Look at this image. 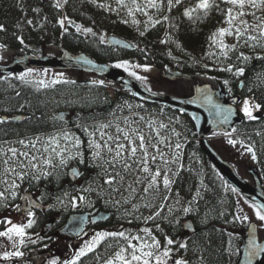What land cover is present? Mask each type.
Segmentation results:
<instances>
[{"label": "trees", "instance_id": "16d2710c", "mask_svg": "<svg viewBox=\"0 0 264 264\" xmlns=\"http://www.w3.org/2000/svg\"><path fill=\"white\" fill-rule=\"evenodd\" d=\"M197 1L182 0L181 4L169 8L168 0H158L157 8L138 6L139 10L130 9L132 14L129 15L130 10L126 12L118 9L117 0H67L66 3L65 0H0V25L4 29L0 31V49L26 53L29 52L30 45L64 47L73 53H85L100 63L116 65L129 62L139 66L180 71L208 80L216 79L221 81L231 94L236 95L239 92L240 81L245 80L244 78L237 79L238 70L243 69L244 77L249 76L252 69L256 72L263 69L264 60L254 61L252 58L254 51H250L249 48H237L230 52L221 48L220 51H214L215 40L219 45L221 40L224 43L223 37L218 35V30L224 29L227 25L228 18L225 14L229 6L222 1L214 2L213 7L207 12L197 10L192 14V18L185 17L184 11L195 7ZM58 2L60 7H56ZM98 5H103V7ZM61 19L91 29V32L98 35L118 37L130 43L133 49L125 50L111 47L100 41L95 42L93 39L76 34L73 29L68 33L64 32V26L61 27L59 23ZM28 21L32 23L29 24ZM214 34H216L215 38H213ZM21 40L23 43L20 42ZM245 56L249 59L244 60ZM229 68L231 71L227 70ZM52 82L45 81L44 84H39L38 82L20 81L15 83L12 79L0 82V115L28 116L27 121L17 128L0 126V135L7 136L17 133L20 128L30 127L32 124L38 127L32 132L34 135L43 132V126L40 124L44 119L45 109L50 107L52 101L56 99L76 100V105L85 109L80 112L86 124L94 123V119L97 118L96 112L103 120L115 119L126 114V111L122 109L126 102L139 103L120 90L116 92L114 99L110 96L106 97L107 89L104 83ZM241 95L244 98L249 96L246 93V87ZM148 107H152L162 121H171L180 131V136L184 139L183 143L179 140L177 143L182 144L181 149L185 156L195 154L205 164L204 171L199 172L200 181L196 180L197 177H194L192 173L191 175L189 173L191 177L185 174L179 180L178 186L183 191H188V194L191 191L193 194L192 212L189 217L196 226V233L189 236V241L184 244L189 249L183 251L180 249L178 256L184 257L187 264L196 263L202 257L209 264H230V254L233 261L238 255L237 249L241 242L238 232L247 225V221L242 222L240 219L241 207L244 205L253 209L252 205L248 204L236 191H232L233 188L226 184L203 154L197 142L194 126L187 116L161 106ZM71 111L76 112L77 110ZM259 111L262 114L261 119H256L254 116L252 119L244 117L243 122L234 128L235 131L232 134L251 149L257 168L263 175L257 131L264 118V106L260 107ZM67 125L70 128H76L77 132L84 136L77 120L70 121ZM188 161L190 160H185V163L187 164ZM73 165L79 168L81 176L87 178L88 183L94 182L95 186L91 185L95 190L105 184L108 178L106 174L109 171L110 174L115 175L112 169H108L107 172L94 165L89 156L85 164L74 162ZM119 170L121 171V167ZM93 176L96 179L104 178L100 182H95ZM262 177L264 181V175ZM202 183H204L206 193L204 196H197ZM67 188L76 187L68 185ZM102 192L106 193V190L103 189ZM118 193L115 199L116 204L109 202L110 199L105 201L98 199L90 208L78 207L72 212H110L111 218L102 226L122 225L126 229V221L131 216L129 213L135 209L126 203L125 188ZM111 194L115 196L114 192ZM3 211L4 208L0 207V214ZM126 213H128L127 216ZM164 221L168 223L166 225L168 228L170 220L164 219ZM129 223L132 224V222ZM137 227L142 226L137 225ZM176 232V236L162 237V239L175 241L177 237H181V226ZM132 234L131 231L127 235ZM127 245L128 241L122 238L105 237L92 252L80 257L77 264H105L121 248L127 249ZM127 250L129 256L131 249Z\"/></svg>", "mask_w": 264, "mask_h": 264}, {"label": "rangeland", "instance_id": "374dc122", "mask_svg": "<svg viewBox=\"0 0 264 264\" xmlns=\"http://www.w3.org/2000/svg\"><path fill=\"white\" fill-rule=\"evenodd\" d=\"M222 0H214V2H219ZM198 3V1H197ZM146 6L148 7V0H135V3H133V0H123V4L118 3V9L122 11L128 12L130 9L136 10L138 6ZM176 4L173 0L172 7H174ZM229 7H233L231 5H228ZM131 7V8H130ZM244 11L246 13L255 12V16L252 15H245L243 17H239L237 21H234L233 24H229L226 22V27L224 29L228 30L229 32H232V35H228L227 32L223 36V45H226V48H223L224 51L230 52L232 50L238 49H245L249 48L250 51H254V55L252 58L254 61L257 60H264V37H259L258 30L252 31L250 30L248 33H245L244 36L240 39H237L235 35V26L239 25V20H246L249 25H258L261 23L262 20H264V9L262 10H256L253 8H250L246 6L244 8ZM239 12L238 7H233V14H236ZM223 15V14H222ZM226 18H228L227 14ZM259 17L260 19H257ZM77 26L81 29L80 31H77ZM242 27V26H241ZM74 30L76 34L82 35L84 38L93 39L95 42L100 41L103 44H107V36L108 35H98L93 32H87L85 31L86 28L78 25L76 23H70L65 22L64 23V32H69L71 30ZM247 35H255L257 36V41L255 42H248L245 43V39ZM214 41V39H213ZM255 45L254 47L252 45ZM214 45V51H220L221 43L216 42V40L213 43ZM261 46V47H260ZM260 47V48H259ZM260 50V51H258ZM50 53L53 54L52 56H58L59 51L57 48L50 47L46 49V54ZM19 52H11L6 49H0V62L2 64H7L8 62L12 61V59L17 56ZM128 64V70L127 74L129 75V72H135L137 76L145 77L144 80H138L135 76L129 75L135 80L141 82L143 85H145L150 92H162L165 94H171L174 96H188L190 94L191 87L193 86V83H187V82H175L171 83L167 81L161 72L160 69L156 67L151 66H139L137 64H131L128 62H121L117 64ZM147 68L148 71H144V69ZM121 70H124V68H119ZM221 73H223L221 70H219ZM255 71V73H254ZM253 69L249 72V76L244 77L243 75H238L237 79H245L244 82V88L246 87V93L247 98L244 99V101H248L250 110L253 113L255 111H258L260 107L264 106V66L262 70H256ZM126 72V71H125ZM29 78L32 79H42L44 81H62V82H74L77 80H80L81 82H88V84H93L95 82H101V80L95 76L90 75H83L77 72H47V71H37L32 73ZM198 80L203 83H213L211 80L208 81V79H205L203 77H198ZM181 94V95H180ZM91 96V95H90ZM93 96V95H92ZM91 96V97H92ZM105 96H110L112 99L116 97L115 93L112 90L106 91ZM244 101L242 105L240 106V111L242 114L243 107H244ZM77 101L73 99H61V100H53L50 104V107L48 106L45 109L44 112V119L42 120V123L40 124L42 127L43 132H40L36 135L32 133L35 128H38L34 126L33 124L31 126L34 127H25L20 128L16 135H14L13 138H7V140H3L5 137L4 135H0V192H3L6 187H8L7 184L3 183V181L7 180L9 184L12 182V180L15 179L16 183L18 184V187L14 189L16 192V196L13 197L11 195V191L9 190L7 192H4V198H0V207L4 208V211L0 214V231H5L9 225L7 221H11L12 224L15 225H24L25 226V238H24V244L20 245L18 242V238L14 237V241L16 242V247L13 248V240H8L6 237H0V256H3V253L5 251L12 252V251H20L23 253V256L21 257H12L9 260H3L0 259V264H33L32 261L29 260V258L32 255H36L38 253H46L48 255L44 256V263L43 264H52V261H56V264H66L67 261L75 259L76 254L80 251L81 248L85 247L86 244H89L93 238L96 236L99 232H124L126 230V235L129 232H133L131 236H141L144 238V240H147L149 243H151V239L149 238L148 234H146L143 230L145 228H148L151 230L152 236H155V238L160 242L161 245V251L164 248H170L171 250L170 258L167 259V264H174L176 260H181L184 262V264H187L186 260H184V257L178 256L179 250H188L189 248L186 247H180L181 244H185L186 241H189L188 235L186 232H184L182 225L183 222L187 219H190L189 215L190 212H192V202L191 198L193 196L192 191L188 194V191H183L182 188L179 185V180L181 177L185 176V174L192 175L194 177H197L200 181V173L204 171V161L200 159L197 155L191 154L189 157H186L184 154V151L182 148V144L179 149L176 148L177 140L183 143V137L180 136V131L177 130L174 127V124H172L171 121L164 120L162 121V118L157 116L155 114V111L152 107L145 106L141 103H127L123 106V111L126 113L124 116L117 117L115 119H108L103 120L100 116H97L96 119H94V123L92 124H86L83 117L78 116V114H74V111H71L73 109H76L77 111L85 110L82 107H78ZM61 112L64 113H70V121H78V124L81 125V129L84 132L83 134H79L76 128H70L67 123H61L59 122L56 117ZM77 113V112H76ZM245 115V114H244ZM141 117L143 119H141ZM247 117V116H246ZM67 120V119H66ZM101 125H110V127L107 128H101ZM119 126L126 131L129 129H138L140 133L145 135L147 139L150 140L152 144H156L160 151L164 154V159L168 161L167 165H163L161 161V157L159 154L156 153L154 148H149L150 154L157 155V160L155 163H152L151 160L149 161V167L154 172L157 167L161 168V176L158 178V188L150 189L148 193H145L143 189L147 187L148 180L145 179L149 174H145L142 171L139 170H129L128 172H124L121 165L117 164L115 168L111 167L110 165L106 164L105 161L111 159V156L107 153L106 150L102 151L103 159H94L93 158V151L94 149L90 147V140L94 139L96 142H99L103 144L104 140H107L108 135L116 136V126ZM163 125V127H161ZM187 128V127H184ZM87 129V131H85ZM69 133L70 137L79 138L80 140V148L79 152L82 154V160L81 157H77L74 159H69L67 161V164L64 166H57L55 168H49L47 166L43 165V160L51 156L53 158V162L58 165V157H56L55 153L52 151L53 146H48L46 144V141H48L52 137H62L63 133ZM104 132L106 135L104 136L103 140L101 139L100 133ZM94 134L93 136H90L89 134ZM257 137L258 142L261 149V160L263 165V175H264V118L262 122L259 124V128L257 131ZM37 138H39L40 143L36 144V148H32L29 144L28 147H24L21 144L18 143L20 140H24L26 143L28 141H36ZM85 138V139H84ZM182 138V139H181ZM235 141V144H229V140ZM236 137H222V136H213L210 139V143L212 146L215 147L217 151L220 152L222 157L232 163L234 167L236 168L238 174L241 178L247 180L250 182V176L247 173L248 169H251L255 167L253 162V154L251 151H249V148L247 146H243L239 141L237 142ZM163 140L164 143L160 144L158 141ZM121 142H124L121 140ZM189 142V141H188ZM110 144H112L111 141H109ZM60 148L56 149V151H60V149L64 148L66 145L71 149L70 153L74 155L77 151V149L71 148L70 142H66L62 138L59 140ZM239 144V145H238ZM113 147H115L114 144H112ZM48 147V151L45 152L44 148ZM9 148H16L18 152H27L29 154V159L34 155L37 157L34 163H37L39 167L36 170H33L30 166L27 168H23L20 166L19 163H10L9 165H5L3 163L4 159H9L11 157V153H8ZM4 153H7V155H4ZM252 154V155H251ZM89 156L94 163V165L102 168L103 170L112 169L113 173L119 172L120 175L115 177V182L112 185L108 184H102L98 187V189H94L93 187L94 182L88 183L87 178L84 176H81L76 185H74L76 188H65L63 187V190L61 188H52L46 187V191L41 189V182L40 180L42 178L45 179H53L55 182L60 177H66L68 174V170L72 168L74 165V162H78L79 164H85L86 158ZM139 156V153H138ZM20 161H23L24 164H27V159L24 157H18L17 158ZM190 160L185 163V160ZM182 161V162H181ZM131 163V161H129ZM190 165V166H189ZM15 168L16 172L12 173L9 172L7 175L4 173L5 168ZM121 167V171L119 170ZM195 167V168H193ZM43 168L44 171L50 172V175L44 176L41 175L40 169ZM137 166L133 164V169H136ZM170 169V171H168ZM187 169V170H186ZM16 173L24 174V179L19 180L16 178ZM165 173L168 175V177L171 180L170 188L165 189L163 187V176ZM110 171L106 174V176L109 178ZM202 174V173H201ZM113 175V174H111ZM189 175V176H190ZM35 176V178H34ZM123 177V179H121ZM191 177V176H190ZM104 177H99V179H96V177L93 176V179L95 182H100ZM55 179V180H54ZM141 180V183H137V180ZM192 179V178H191ZM29 181H32L34 184V188L36 190H42L43 192H38V195H45L49 197L50 193L54 197L51 198L54 201L55 206H53L50 213H46L47 217H43L41 215H33L32 217H29L27 214L18 213L19 204H17L19 193L24 188L25 184ZM26 182V183H25ZM104 183V182H103ZM93 184V185H91ZM38 185V186H37ZM131 185V187H129ZM68 186V185H67ZM72 187V186H71ZM111 187V188H110ZM124 187L126 189V203H128L130 206L134 207V211L131 210L129 215L130 219L128 218L126 221V229L122 225H109V226H99L97 228H90L87 229L80 237L77 239H70L66 238L64 236L60 235V231L63 229L68 216L77 209L78 207L81 208H90L98 199L99 200H109V202H113L116 204L117 195L119 194V191H123ZM106 190V193L102 192V190ZM111 192L115 193L112 195ZM199 194L197 196H204L206 193V190L204 189V183L201 184L199 188ZM83 196L84 200L81 201L79 197ZM92 199V200H90ZM113 199V200H112ZM147 205V207H146ZM188 208L189 211L185 212L184 209ZM242 210H240V219L242 217H248L247 225L250 223H256L259 226L260 235L261 238L264 239V225H261L260 222H258L255 218L254 210L251 207L242 206ZM159 212L160 215L156 216L155 214ZM128 213H126V216ZM148 216H154L155 218L153 220H147ZM31 219L33 221L31 227H27V223ZM165 220H170L171 223H169L168 228H166V225L168 223H165ZM163 222H160L162 221ZM245 221L242 219V222ZM129 222H132L129 223ZM49 224L52 226L49 227ZM149 224V225H148ZM150 224H154V226H150ZM137 225H141L142 227H137ZM246 225V226H247ZM158 226V227H157ZM179 226L182 228V232H180L181 237H177L174 241L173 245L169 246L166 244V238L163 240L162 237L167 236H176L175 234L178 231ZM181 231V230H180ZM233 234L235 235V231H233ZM232 234V235H233ZM143 241H136L132 240L131 243L136 245L138 248L140 244ZM189 244V243H188ZM191 244V241H190ZM97 247V246H96ZM95 247V248H96ZM125 248V247H123ZM126 249V248H125ZM121 250V249H120ZM120 250L118 252H120ZM148 250V249H145ZM128 250L125 251L124 255L126 258H130L128 256ZM89 253V252H88ZM87 253V254H88ZM139 254V252H137ZM189 258L187 257V260ZM230 260L232 263L234 261L232 260V255L230 254ZM235 260V259H234ZM111 264H121L119 260L116 259V254L114 257L110 260ZM109 262V261H108ZM106 262L105 264H108ZM135 264V262H134ZM150 264H155V260L151 259ZM189 264V263H188ZM192 264H209L207 261L202 257L199 258L196 263Z\"/></svg>", "mask_w": 264, "mask_h": 264}, {"label": "water", "instance_id": "95a60500", "mask_svg": "<svg viewBox=\"0 0 264 264\" xmlns=\"http://www.w3.org/2000/svg\"><path fill=\"white\" fill-rule=\"evenodd\" d=\"M108 43L112 47L125 50H132L133 46L125 40L118 37H108ZM44 45H31V50L42 54V56L17 55L9 64H0V79L20 74L29 70H50L54 72H77L83 75H90L99 78L106 85H113L129 97L150 106H161L169 110L176 111L187 116L195 129L198 143L203 154L209 162L218 171L222 179L250 205H264V181L257 168L248 169L250 181L240 177L236 168L232 163L225 160L219 151L210 143V139L215 134L226 135L231 133L233 129L242 123V114L239 105L242 97L237 95L231 98L225 85L219 80H211L213 83H201L197 76H192L180 71H171L168 73L166 69L156 67L161 70L163 77L171 82H187L193 83L190 94L188 96H174L171 94L150 92L149 89L141 82L135 80L114 65L108 63H100L85 53H73L64 47L58 49V56H46L44 54ZM79 83L80 80H77ZM200 91H197V90ZM239 92L243 91V81L239 83ZM181 95V94H180ZM206 98H210L211 103ZM69 114L60 113L56 118L60 122H65ZM256 118H261L258 113ZM226 118V121H225ZM14 121L24 120L23 116H18ZM252 153V152H251ZM253 154V153H252ZM251 154V155H252ZM254 162V161H253ZM73 173H77L74 175ZM68 176L75 183L80 177L79 170L72 168ZM28 207H21L20 213L27 214L28 211H48L51 206H44L30 198ZM91 217L92 223H102L110 219L109 212L99 213H74L68 217L65 227L61 230L60 235L71 239L78 238L89 224ZM256 225L255 234L251 228ZM182 228L188 235L193 236L196 233L194 222L187 219L183 222ZM238 235L241 238L240 245L237 249L238 255L235 264H264V254L257 255L254 258L248 256V240L253 237L256 244L264 248V239L261 238L259 226L256 223H250L242 228ZM44 258L34 262V264H43Z\"/></svg>", "mask_w": 264, "mask_h": 264}, {"label": "snow or ice", "instance_id": "6c2138e0", "mask_svg": "<svg viewBox=\"0 0 264 264\" xmlns=\"http://www.w3.org/2000/svg\"><path fill=\"white\" fill-rule=\"evenodd\" d=\"M66 2L67 0H65V3ZM174 2L175 4L179 5L182 3V0H174ZM222 2L227 5H231L233 7L239 8V12L236 14H233V7H229L227 9V16H228L227 23H229L230 25L233 24L234 21H237L239 17H243L245 15L255 16V12L246 13L244 11V8L246 6L256 9V10L264 9V0H222ZM117 3L123 4V0H117ZM133 3H135V0H133ZM172 4H173V0H168L169 8H171ZM213 4H214V0H198V3L195 5V7L186 9L183 15L185 17L192 18V14L194 12H196L197 10H203L207 12L211 7H213ZM98 6L103 7V5H98ZM147 6L150 8H157L158 0H148ZM56 7H60L59 2L57 3ZM137 10H139V8H137ZM131 14L132 13L130 10L129 15ZM145 15H147V13H145ZM257 19H260V18L257 17ZM133 22L135 23V21ZM28 23L31 24L32 22L28 21ZM59 23L61 27H63L65 21L61 19ZM239 25L240 26H235V35L237 39L242 38L244 34L248 33L250 30L252 31L258 30L259 37H264V20H262L261 23H259L258 25H249L246 20H239ZM3 30H4L3 26L0 25V31H3ZM80 30L81 29L79 28V26H77V31H80ZM85 31L91 32L92 30L86 29ZM226 32L228 35L233 34L232 32H229L228 30L222 28L218 30V35L220 37H223L226 34ZM215 35L216 34H214L213 38H215ZM250 41L251 42L257 41V36L247 35L245 39V43L247 44ZM20 42L23 43V40H21ZM252 46L254 47L255 45L253 44ZM221 47L223 49V48H226L227 46L223 45V43L221 42ZM261 58H264V57H261ZM243 59L247 60L249 59V57L245 56L243 57ZM115 67L124 68L125 71H127L129 66L127 63H124V64H116ZM227 70L231 71V68ZM144 71H148V69L145 68ZM237 74L243 75V69H239ZM31 75H32V72L30 70L28 72L22 73L19 76V79L21 81H24L26 77H29ZM129 75L135 76L136 79L138 80L145 79V77L137 76L135 72H129ZM57 82L59 81H53L52 83H57ZM38 83L44 84V81L40 80L38 81ZM197 91H200V90L198 89ZM206 100L207 102L211 103L210 98H206ZM243 112L245 116H247L249 119L253 118L248 101H244ZM141 119L143 118L141 117ZM225 121H226V118H225ZM3 122L4 121H0V123H3ZM107 127H110V125H101V128H107ZM161 127H163V125H161ZM85 131H87V129H85ZM233 131H235V129H233ZM116 133L117 135L115 137L108 135L107 140H104L103 144L96 142L94 139L90 140V147L94 149L92 153L93 158L102 160L103 159L102 151L106 150L107 153L111 156V159L105 161V163L110 165L111 167L115 168L117 164H120L124 172H128L129 170H139L145 174H149L147 177H145V179L148 180L147 187L143 189L145 193H148L150 189L158 188V178L161 176V168L157 167V169L153 172L152 169L148 166L150 160L152 163H155L157 160V155L150 154L149 148H154L156 153L159 154V156L161 157L162 164L167 165L168 161L164 159L163 152L160 151L159 147L156 144H152L150 140L145 137V135L140 133L138 129H129L126 131L125 129L117 125ZM225 134L229 135V133H225ZM89 135L93 136L94 134L90 133ZM105 135L106 133L104 132L100 133L102 140ZM61 138L65 140L66 142H70L71 148L77 149L74 155L72 154L66 155V153H70L71 151V149L67 145L64 148L60 149V151H56V149L60 148L59 140ZM121 140H123L124 142H121ZM109 141H111L112 144L115 145V147H113L112 144L109 143ZM18 143L24 147H28L30 144L32 148H36V144L40 143V141H39V138H37L36 141H28L26 143L24 140H20L18 141ZM158 143L162 144L164 143V141L160 140L158 141ZM228 143L234 145L235 141L230 139ZM46 144L48 146L54 145V147H52V151L55 153L56 157H58V165L53 162V158L51 156H48L43 160L44 166H47L49 168H55L57 166H64L67 164V161L69 159H74L77 157H81V162H83L82 154L78 151L80 148L79 138L70 137V134L67 132L63 133L62 137L50 138L48 141H46ZM176 148L179 149L180 145L177 144ZM44 151L47 152L48 147H45ZM249 151H251V149H249ZM8 153H11V157L9 159L3 160V163L5 165H9L10 163H19L21 167L27 168L28 166H30L33 170H36L39 167L37 163L33 162L37 159V157L34 155L29 159L28 158L29 154L27 152H18L16 148H9ZM138 153H139V156H138ZM4 155H7V153H4ZM18 157H24L25 159H27V164H24L23 161L18 160L17 159ZM253 159H255V156H253ZM129 161H131V163ZM133 164L137 166L136 169H133ZM40 171H41V175H44V176L50 175V172L44 171L43 168H41ZM168 171H170V169ZM9 172L15 173L16 169L11 168V167L4 169L5 175H7ZM24 174L16 173V178L19 180H23ZM73 174L76 175L77 173H73ZM119 175H120L119 172L115 173L114 176L109 174V178L105 180V183L108 185H112L115 181V177ZM121 179H123V177H121ZM136 182L141 183L142 181L138 179ZM3 183L7 184L8 187H6L3 192H0V198H4V192H7L9 190H12L11 195L15 197L16 192L14 191V189L18 187V184L16 183L15 179L12 180L10 184L7 180L3 181ZM162 183L165 189L170 188L171 180L166 173L163 176ZM129 187H131V185ZM232 191L235 192L236 189L233 188ZM79 199L83 201L84 197L81 196L79 197ZM252 207L254 209L256 220L260 222L261 225H264V205H252ZM184 211L188 212L189 209L185 208ZM27 215L29 217H32L33 213L31 211H28ZM155 215L159 216L160 213L157 212ZM154 218H155L154 216H148L145 219L147 221V220H153ZM241 219L247 221L248 217H242ZM7 223L11 226L8 227L5 231H0V237H6L8 240H13V245H12L13 248L16 247V242L14 241V237L18 238V242L20 245H23L25 242L24 241L25 226L12 224L10 220L7 221ZM32 223L33 221L29 219L26 226L31 227ZM256 227H257L256 225H253L251 228V231L253 234H255L256 232ZM143 231L146 234H148L149 238L152 241L151 243H149L147 240H144V238L141 236H129V235H126L124 232H112V233L99 232L96 234V236L93 238V240L89 244H86L85 247L80 249V251L76 254L75 259L67 261L66 264H77V260H79L80 257L86 255L88 252H92L95 249V247L98 246L103 241V239L108 236L119 237V238H122L128 241L127 249H131V252L129 253L130 258H126V256L124 255L125 251H127V249L125 248H121L120 252L116 253V259L119 260L121 264H134V262L135 264H150L151 259L155 260V264H167V259L170 258L171 249L166 247L161 251L160 242L155 238V236H152L151 230L148 228H145ZM132 240L143 241V242L140 244L138 248L136 245L131 243ZM173 243L174 241L172 239L166 238L167 245L171 246L173 245ZM180 247H186V245L181 244ZM145 249H148V250H145ZM137 252H139V254H137ZM261 254H264V248H261L259 245H257L255 239L253 237H250L248 240L249 258L251 259ZM21 256H23V253L20 251H12V252L5 251L3 253V256H0V259L9 260L12 257H21ZM52 264H56V261H52ZM108 264H111V261H109ZM174 264H184V262L181 260H176Z\"/></svg>", "mask_w": 264, "mask_h": 264}, {"label": "flooded vegetation", "instance_id": "af4514ba", "mask_svg": "<svg viewBox=\"0 0 264 264\" xmlns=\"http://www.w3.org/2000/svg\"><path fill=\"white\" fill-rule=\"evenodd\" d=\"M48 48H50L49 46H46L45 47V49H44V54L46 55V56H52L53 54H50V53H47L46 54V49H48ZM22 54H24V55H27V54H29V55H32V56H42V54H40V53H37V52H35V51H33V50H31V48H30V50H29V52H26V53H22ZM55 56V55H54ZM53 56V57H54ZM11 62V61H10ZM10 62H8V63H10ZM30 71V70H29ZM37 71H47V72H53V71H50V70H31V72L32 73H34V72H37ZM26 72H28V71H26ZM23 73H25V72H23ZM22 73H20V74H15V75H11V76H7V77H4V78H2V79H0V82H2V81H5V80H7V79H12V81L13 80H15V83L16 82H20L21 80L19 79V76L21 75ZM40 80H42V79H37V78H35V79H32V78H29V77H26V79L24 80V81H22V82H27V83H33V82H38V81H40ZM44 81V80H43ZM47 81H49L48 79H47ZM45 82V81H44ZM244 82H245V80H243V90H244ZM112 87H114V88H116V90H120L119 88H117V87H115V86H113V85H111ZM0 90H1V88H0ZM229 92V91H228ZM243 92V91H242ZM229 95H230V97L231 98H234V97H236L237 95H234V94H231V93H229ZM17 96H18V94H17ZM241 96V95H240ZM242 98H243V96H242ZM1 106V105H0ZM18 115H15V116H4V115H0V121H4L3 123H0V126L1 127H10V128H12V129H14V128H17L18 126H20L22 123H25L26 121H27V118H28V116L26 115H22V116H25V118H24V120H21V121H14L13 119H15L16 117H17ZM80 116H82V115H80ZM68 119H70V117L68 118ZM17 133H14V134H11V135H7V136H4L5 138L4 139H2V141L3 140H7V138H13L14 137V135H16ZM231 137H233V136H231ZM240 142L243 146H246L245 145V143H243V142H241L239 139H237V142ZM239 145V144H238ZM250 149V148H249ZM252 159H253V157H252ZM253 161H254V164H256L255 162V159H253ZM55 180V179H54ZM252 181V180H251ZM250 181V182H251ZM40 182H41V189L42 190H44V191H46L47 189H46V187L48 186V187H52V188H55V189H57V188H61V190L60 191H62L63 190V187H67V185H69V186H73V184L71 183V181L69 180V177H68V174H67V176L66 177H60L59 179H57L55 182L53 181V179L51 178V179H45V178H42L41 180H40ZM26 183V182H25ZM34 184H36V183H32V181H29V183L27 182L26 184H25V186H24V188L20 191V193H19V198H18V201H17V204H19V208L20 207H28L29 205H30V198H33L36 202H38V203H40V204H42V205H44V206H48V205H50L51 206V210H52V208H53V206H55V204H57V203H55L54 204V201H53V199H51V198H53L54 196L53 195H51V193H50V195H49V197H47V196H45V195H43V196H41V195H38L37 193L38 192H43L42 190H36L35 188H34ZM38 186V185H37ZM50 210V211H51ZM50 211H48V212H41V211H38V210H32L31 212L33 213V215H35L36 214V216L37 215H41V216H43V217H47V216H44V215H46V213H47V215H48V213H50ZM34 217V216H33ZM67 222V221H66ZM65 225H66V223H65ZM64 225V226H65ZM52 225L51 224H49V227H51ZM99 226H102V223H98V224H92V223H90L88 226H87V228H86V230L87 229H89V227L90 228H97V227H99ZM64 228V227H63ZM85 230V231H86ZM61 232V231H60ZM68 239V238H67ZM46 255H48V254H46V253H42V254H40V253H38V254H36V255H32L30 258H29V260L30 261H32V263L34 264V262H36V261H38V260H40L41 258H43L44 256H46Z\"/></svg>", "mask_w": 264, "mask_h": 264}]
</instances>
